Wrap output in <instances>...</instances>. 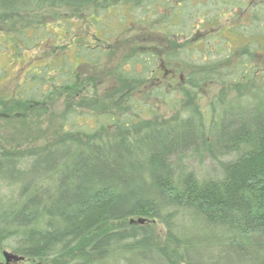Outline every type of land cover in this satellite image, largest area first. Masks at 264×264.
Here are the masks:
<instances>
[{
    "label": "trees",
    "instance_id": "16d2710c",
    "mask_svg": "<svg viewBox=\"0 0 264 264\" xmlns=\"http://www.w3.org/2000/svg\"><path fill=\"white\" fill-rule=\"evenodd\" d=\"M107 1L0 0V31L20 15ZM256 1L244 28L264 19V0ZM170 53L165 60L175 62ZM257 71L240 62L218 75L235 84ZM252 90L264 97V88ZM257 101L222 100L209 120L193 103L168 119L110 113L111 132L106 124L68 132L62 123L42 149L3 150L0 245L48 264H264V98ZM196 157L214 163L210 177L189 167Z\"/></svg>",
    "mask_w": 264,
    "mask_h": 264
},
{
    "label": "rangeland",
    "instance_id": "374dc122",
    "mask_svg": "<svg viewBox=\"0 0 264 264\" xmlns=\"http://www.w3.org/2000/svg\"><path fill=\"white\" fill-rule=\"evenodd\" d=\"M258 5L256 0H108L77 12L46 8L20 15L15 28L0 31V154L46 147L58 140L62 123L68 132L93 131L99 124L111 132L110 113L136 121L155 114L168 119L193 103L209 120L218 118L222 100L256 106L264 98L251 96L252 86L264 88V19L253 29L242 25L250 23ZM165 30L179 37L169 42ZM169 51L175 62L165 60ZM153 54L155 61L144 65ZM240 62L258 69L253 81L233 84L218 75ZM187 164L204 177L214 170L206 157ZM7 194L1 189L0 199ZM156 228L166 236L165 227ZM5 252L15 255L1 244L0 264H48L7 263Z\"/></svg>",
    "mask_w": 264,
    "mask_h": 264
},
{
    "label": "water",
    "instance_id": "95a60500",
    "mask_svg": "<svg viewBox=\"0 0 264 264\" xmlns=\"http://www.w3.org/2000/svg\"><path fill=\"white\" fill-rule=\"evenodd\" d=\"M4 257L6 259V262L9 263L10 261L14 260V261H19V260H22L21 258H19L18 256L16 255H11L7 252L4 253Z\"/></svg>",
    "mask_w": 264,
    "mask_h": 264
},
{
    "label": "flooded vegetation",
    "instance_id": "af4514ba",
    "mask_svg": "<svg viewBox=\"0 0 264 264\" xmlns=\"http://www.w3.org/2000/svg\"><path fill=\"white\" fill-rule=\"evenodd\" d=\"M93 50H95V47L93 48ZM74 68L76 69L77 68V65H74ZM75 69L71 72L72 74H74L75 72ZM76 76H74V81L76 82V77H77V74H75Z\"/></svg>",
    "mask_w": 264,
    "mask_h": 264
}]
</instances>
